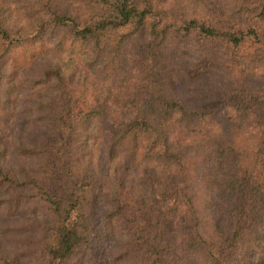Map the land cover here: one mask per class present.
Masks as SVG:
<instances>
[{
    "label": "trees",
    "instance_id": "16d2710c",
    "mask_svg": "<svg viewBox=\"0 0 264 264\" xmlns=\"http://www.w3.org/2000/svg\"><path fill=\"white\" fill-rule=\"evenodd\" d=\"M264 264V0H0V264Z\"/></svg>",
    "mask_w": 264,
    "mask_h": 264
},
{
    "label": "rangeland",
    "instance_id": "374dc122",
    "mask_svg": "<svg viewBox=\"0 0 264 264\" xmlns=\"http://www.w3.org/2000/svg\"><path fill=\"white\" fill-rule=\"evenodd\" d=\"M214 264H221V263H219V262H215Z\"/></svg>",
    "mask_w": 264,
    "mask_h": 264
}]
</instances>
